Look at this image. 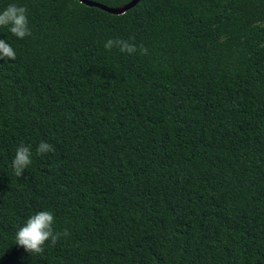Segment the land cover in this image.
<instances>
[{"label": "trees", "instance_id": "obj_1", "mask_svg": "<svg viewBox=\"0 0 264 264\" xmlns=\"http://www.w3.org/2000/svg\"><path fill=\"white\" fill-rule=\"evenodd\" d=\"M10 3L32 35L0 28L17 53L0 59V264H264V0ZM42 210L70 235L32 255L15 236Z\"/></svg>", "mask_w": 264, "mask_h": 264}, {"label": "clouds", "instance_id": "obj_2", "mask_svg": "<svg viewBox=\"0 0 264 264\" xmlns=\"http://www.w3.org/2000/svg\"><path fill=\"white\" fill-rule=\"evenodd\" d=\"M0 28H8L14 36L20 39L31 36L32 30L29 26L27 8L16 3H10L0 12ZM104 47L107 50L117 47L121 52L127 54H134L138 50L134 43L120 38L108 39ZM139 52L141 55H146L148 49L141 45ZM16 58L17 53L14 48L5 39H0V59L15 60ZM54 151V146L45 141H41L36 148L37 155H45ZM32 163L31 148L24 144L19 145L12 160L14 175L22 177L24 171ZM54 225L55 216L52 211H39L28 217L23 226L18 228L15 242L32 255L42 254L47 243L50 242L52 246H55L61 237L70 235L66 229L63 232L55 231Z\"/></svg>", "mask_w": 264, "mask_h": 264}, {"label": "water", "instance_id": "obj_3", "mask_svg": "<svg viewBox=\"0 0 264 264\" xmlns=\"http://www.w3.org/2000/svg\"><path fill=\"white\" fill-rule=\"evenodd\" d=\"M78 1L87 5V6L97 7L99 9L104 10V11L111 13V14H122L127 9L133 7L139 0H130L126 4H123V5L117 6V7L107 6V5H104L100 2H96V1H92V0H78Z\"/></svg>", "mask_w": 264, "mask_h": 264}]
</instances>
